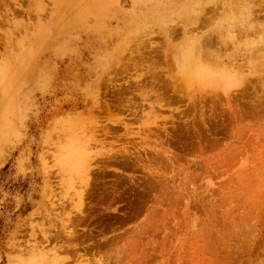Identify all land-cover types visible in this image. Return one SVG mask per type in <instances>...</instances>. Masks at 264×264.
I'll use <instances>...</instances> for the list:
<instances>
[{
  "label": "rangeland",
  "instance_id": "rangeland-1",
  "mask_svg": "<svg viewBox=\"0 0 264 264\" xmlns=\"http://www.w3.org/2000/svg\"><path fill=\"white\" fill-rule=\"evenodd\" d=\"M0 264H264V0H0Z\"/></svg>",
  "mask_w": 264,
  "mask_h": 264
},
{
  "label": "bare ground",
  "instance_id": "bare-ground-1",
  "mask_svg": "<svg viewBox=\"0 0 264 264\" xmlns=\"http://www.w3.org/2000/svg\"><path fill=\"white\" fill-rule=\"evenodd\" d=\"M177 55H178V54H177ZM177 59H178V58H177ZM179 60H180V59H179ZM178 62H179V61H178ZM186 63H187V62H183L184 66L186 65ZM177 64H178V63H177ZM183 71H184V70H183ZM67 221H68V223H71V220H70L69 218H68ZM65 229H66V228H65ZM47 238H48V237H46V239H47Z\"/></svg>",
  "mask_w": 264,
  "mask_h": 264
}]
</instances>
